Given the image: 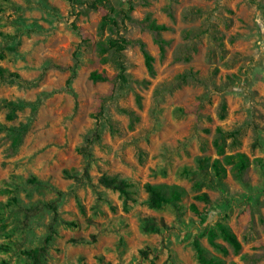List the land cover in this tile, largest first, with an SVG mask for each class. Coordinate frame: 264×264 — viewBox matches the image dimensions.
Listing matches in <instances>:
<instances>
[{
	"label": "rangeland",
	"instance_id": "obj_1",
	"mask_svg": "<svg viewBox=\"0 0 264 264\" xmlns=\"http://www.w3.org/2000/svg\"><path fill=\"white\" fill-rule=\"evenodd\" d=\"M86 1L0 0V67L19 74L0 80V264H199L197 241L226 264H264V0H109L131 17L119 13V28ZM122 36V53L103 50ZM217 139L248 156L244 171L226 164L217 178ZM147 183L185 192L157 207ZM52 201L56 211L27 216ZM218 223L241 252L209 242Z\"/></svg>",
	"mask_w": 264,
	"mask_h": 264
},
{
	"label": "trees",
	"instance_id": "obj_2",
	"mask_svg": "<svg viewBox=\"0 0 264 264\" xmlns=\"http://www.w3.org/2000/svg\"><path fill=\"white\" fill-rule=\"evenodd\" d=\"M86 3L89 5L90 8H97L100 5H105L107 6L109 13L104 15L102 19V27L111 25V26H116L119 28L118 25V14L122 13L124 18H130V15L128 12L124 9H116L113 5H108L109 0H87ZM149 28L153 31L156 32H161L163 30H166L168 27L166 25H160L156 24L155 21H151V23L148 25ZM157 43L159 44L160 50L164 52L165 50V40L158 37L156 38ZM129 43V40H127L126 37H109L107 39V42L103 48V50H114L116 53H122L123 50L126 48L127 44ZM140 47L142 50V53L145 58V64L147 66V69L150 74L155 73V68H154V56L149 52L147 49L146 45L141 42ZM119 68L121 69V78L124 81H127V76H126V65L125 63H121L119 65ZM9 77L13 78H19V74L15 72H9L7 75L5 73V70L0 67V80H6ZM93 79H104L105 76L94 72L92 74ZM180 80L183 82H186L189 80V78L196 79V73L194 72H189V73H182L178 76ZM20 106L17 103L14 102H8L7 107L12 108V110ZM1 128H6V127H0ZM9 129H12L9 127ZM19 132L14 140V144L19 143L22 140V135L25 134V132L28 130V125H20L18 128ZM217 131L220 133L221 137H225L228 133L224 132L221 128H218ZM230 136H234V134L230 133ZM88 140H92V138H88ZM215 146L217 148L218 154L223 155V158H215L211 162V167L214 171V174L217 176V178L222 179L223 177L226 176L227 174V168L226 164H232V169L237 170L239 172L244 171L248 167V162L249 158L245 153L242 152H237L234 154H225V140L224 139H217L215 141ZM89 156V153H86ZM87 173V172H86ZM88 174V173H87ZM99 181L107 186V187H112L114 189L119 190L121 193L128 195V187L129 183L124 180L120 179L116 176H107L103 175L100 177ZM146 191L149 194V199L150 202L153 206H161L164 203H176L177 201H180L181 198L184 195V188L181 187L180 185H154L147 183L145 185ZM198 199L205 200L207 202L210 201V198L207 193H201L197 195ZM45 208H50L56 211V205L55 201H52L48 204H38L34 205L31 208L26 209L27 216H33L35 214H38ZM192 208L194 211H198V208L195 204L192 205ZM146 229H152L156 230L155 224L153 223H147L146 224ZM221 238L223 241H225L236 253L241 252L243 248V244L235 231L227 224L224 223H218L217 226L210 230L209 232V242L216 247H219L221 251L224 254H228V249L227 248H221L219 244L216 243V238ZM49 240V239H48ZM195 248L198 253V258H199V264H226L224 259H221L219 257L215 256H209L207 254L206 249L201 245L199 241L195 243ZM41 249H34L33 255L38 257L40 255ZM230 264H236L235 262H232Z\"/></svg>",
	"mask_w": 264,
	"mask_h": 264
}]
</instances>
